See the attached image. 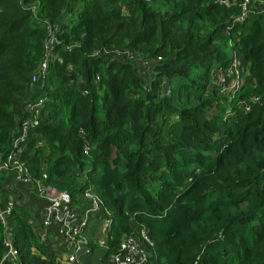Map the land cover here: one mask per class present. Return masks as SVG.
Returning <instances> with one entry per match:
<instances>
[{
  "label": "trees",
  "instance_id": "obj_1",
  "mask_svg": "<svg viewBox=\"0 0 264 264\" xmlns=\"http://www.w3.org/2000/svg\"><path fill=\"white\" fill-rule=\"evenodd\" d=\"M248 1L235 23L247 0H0V170L16 155L74 205L94 192L104 259L146 229L152 264H264V0ZM235 52L249 77L231 99L217 76ZM33 217L16 202L18 264H68ZM6 238L0 223V263Z\"/></svg>",
  "mask_w": 264,
  "mask_h": 264
},
{
  "label": "built area",
  "instance_id": "obj_2",
  "mask_svg": "<svg viewBox=\"0 0 264 264\" xmlns=\"http://www.w3.org/2000/svg\"><path fill=\"white\" fill-rule=\"evenodd\" d=\"M251 6L247 0L242 7V15L236 17L234 22L240 23L246 20L252 10L255 11ZM257 9L260 13H264V6H259ZM52 43L53 41L48 44V50H50ZM48 66L49 63L46 60L39 69L38 78H44L47 75ZM246 72V67L235 52L230 65L226 69L218 71L217 78L221 84L222 93L229 92L231 99H234L237 90L245 82ZM165 90L167 93L171 90L168 83ZM251 100L253 103L261 102V98L258 96H252ZM43 101L40 100L38 104H30L27 107V111L33 115L34 121L40 115L38 106ZM243 110L250 112L251 107L244 103ZM31 125L32 123H25L24 134L16 141V147L20 141L25 139L27 127ZM0 171L6 176H10V180L4 184L6 187L16 189L18 186V189H31L35 193V198L42 204L39 210L40 224L42 228L47 229L43 236L52 231L63 254L62 258H58L59 260L68 264H81L80 256H92L94 247L99 251L111 249L110 235L113 227V215L110 211L102 213L104 203L94 192L88 191L84 196L89 205H74L69 193L46 186L41 181L33 180L26 165L19 161L16 155H11ZM2 198L0 190V223L5 227L7 234L5 242L7 251L0 264H18L17 252L12 246L14 231L10 221L17 200L12 198L3 205ZM93 218H97V222L100 223V236L91 240L85 236V231L91 224L95 223L96 220ZM151 247L153 244L149 232L143 229L140 234L125 236L117 250L109 255L108 260L111 264H152Z\"/></svg>",
  "mask_w": 264,
  "mask_h": 264
},
{
  "label": "crops",
  "instance_id": "obj_3",
  "mask_svg": "<svg viewBox=\"0 0 264 264\" xmlns=\"http://www.w3.org/2000/svg\"><path fill=\"white\" fill-rule=\"evenodd\" d=\"M19 190H20V192L17 191V186H16V189H12V191H14V194L16 196V197L13 196V198L19 202L22 201L25 205L29 204L33 208L34 217L31 220L34 223V225H36L38 227L40 232H42V229H44V228H42V229L40 228L41 224H40V220H39L40 219L39 210L41 209L42 204L40 203V201H38V199L35 198V196H34L35 193L31 189L23 190V189L19 188ZM90 226L91 227H88L87 230L85 231V236L87 238L93 240L94 236H97V237L100 236V223L95 222L94 224H91ZM43 239H44L45 243H49V244L53 243V248L57 254V258H59V257L62 258L63 254H62L61 249L58 245L57 239L54 237V235H51V233H48L45 236H43ZM98 253H102V251L96 250L95 254H98ZM87 258L88 257H86L85 255H81L80 256L81 264H86ZM96 264H100V263H96Z\"/></svg>",
  "mask_w": 264,
  "mask_h": 264
},
{
  "label": "rangeland",
  "instance_id": "obj_4",
  "mask_svg": "<svg viewBox=\"0 0 264 264\" xmlns=\"http://www.w3.org/2000/svg\"><path fill=\"white\" fill-rule=\"evenodd\" d=\"M248 70V69H247ZM245 76L249 77V71L248 73L246 72ZM17 191L20 192V190L18 189V186H17ZM40 220V219H39ZM41 221V220H40ZM97 221V220H96ZM94 224V223H93ZM91 227V226H90ZM42 229V226L40 227ZM47 231V229H42V232L43 234H45ZM97 238V236H94L93 239ZM96 263H100V264H111L109 262V260L107 259H104L103 258V254L101 253H98V254H95L91 259H90V262H87V264H96Z\"/></svg>",
  "mask_w": 264,
  "mask_h": 264
},
{
  "label": "water",
  "instance_id": "obj_5",
  "mask_svg": "<svg viewBox=\"0 0 264 264\" xmlns=\"http://www.w3.org/2000/svg\"><path fill=\"white\" fill-rule=\"evenodd\" d=\"M10 221H11V218H10Z\"/></svg>",
  "mask_w": 264,
  "mask_h": 264
}]
</instances>
